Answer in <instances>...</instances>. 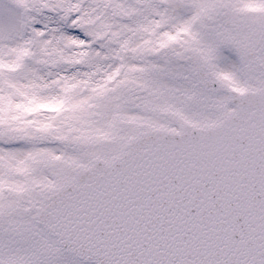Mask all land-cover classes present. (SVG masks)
<instances>
[{
	"label": "snow or ice",
	"instance_id": "1",
	"mask_svg": "<svg viewBox=\"0 0 264 264\" xmlns=\"http://www.w3.org/2000/svg\"><path fill=\"white\" fill-rule=\"evenodd\" d=\"M0 264H264V0H0Z\"/></svg>",
	"mask_w": 264,
	"mask_h": 264
}]
</instances>
